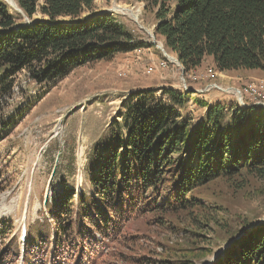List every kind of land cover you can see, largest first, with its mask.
<instances>
[{
    "label": "trees",
    "instance_id": "16d2710c",
    "mask_svg": "<svg viewBox=\"0 0 264 264\" xmlns=\"http://www.w3.org/2000/svg\"><path fill=\"white\" fill-rule=\"evenodd\" d=\"M14 1L21 12L0 0V139L16 124L3 102L13 93L18 74L43 84L83 64L141 46L155 48L111 11L78 24L55 23L92 10L93 0ZM134 1L152 14L153 33L185 71L199 68L207 56L218 71L264 70V0ZM37 13L45 21L20 25L23 15L32 20ZM193 94L162 86L127 95L120 120L114 117L89 151V192L75 196L71 187L51 196L48 212L56 243L73 235L95 238L97 232L111 238L123 222L143 215L159 220L185 215L195 228L206 225L208 205L198 191L217 179L237 180L241 188L251 177L261 182L254 192L264 193V106L249 101L244 107L235 97L212 103L194 97L203 112L193 123L191 116L179 113ZM4 170L0 153V192L7 187ZM11 228L8 219H0L2 237ZM181 251L179 257L160 261L144 257L143 263L194 264L193 250L173 254ZM211 264H264V222L243 230Z\"/></svg>",
    "mask_w": 264,
    "mask_h": 264
},
{
    "label": "rangeland",
    "instance_id": "374dc122",
    "mask_svg": "<svg viewBox=\"0 0 264 264\" xmlns=\"http://www.w3.org/2000/svg\"><path fill=\"white\" fill-rule=\"evenodd\" d=\"M93 1V9L82 11L76 19L109 10L118 14V20L139 40L151 43L148 31L153 33L154 20L142 3ZM6 2L13 4V0ZM115 5L130 9L136 20ZM40 16L37 13L33 18ZM162 56L157 47L141 46L108 60L77 66L69 74L43 84L18 74L13 93L3 102L7 113L15 114L16 124L0 139L7 184L0 192V219H8L12 226L11 234L0 235V264H145L144 257L155 261L179 257L182 251L175 255L176 249H192L194 264H211L243 230L264 222V193L254 192L260 181L247 177L237 188V180L217 179L198 191V197L208 205L203 213L208 222L198 224V228L185 215L161 220L143 215L123 222L111 238L100 237L97 232L95 238L77 239L73 235L68 242L53 240V221L48 212L53 192L71 187L75 196L89 192V151L106 133L111 120L117 116L120 120L118 112H123L122 102L130 92L162 86L181 89V82L188 79L186 88H192L195 95L179 113L181 117L191 116L193 123L203 112L194 97L211 103L231 100L236 98L233 87L246 89L245 97L253 99L243 98L245 105L250 101L264 106V102L256 104L264 100V94L248 89L251 85L264 87V70L262 75L244 81L238 74H248L247 69L227 70L236 76L229 77L214 68L210 56L190 71H182L181 65ZM77 201L74 199L75 204ZM24 228L29 239L27 248L20 240ZM155 261L146 264H165Z\"/></svg>",
    "mask_w": 264,
    "mask_h": 264
},
{
    "label": "water",
    "instance_id": "95a60500",
    "mask_svg": "<svg viewBox=\"0 0 264 264\" xmlns=\"http://www.w3.org/2000/svg\"><path fill=\"white\" fill-rule=\"evenodd\" d=\"M15 2V1H14ZM115 8L116 7H118V6H114ZM120 7V6H119ZM122 9H125V10H127L128 12H129V15H131V17L134 19V20H136V15L135 14H133L132 13V11L130 10V9H128V8H123V7H121ZM15 9H17L18 11H20L21 12V10L18 8V6H17V4L15 3ZM109 10H101V11H98L97 13H94V14H92V15H90V16H93V15H95V14H101V13H104V12H108ZM90 16H88V17H86V18H84V19H87V18H89ZM23 18H24V21H23V23H21L20 25H22V24H31V23H33V22H35V21H38V20H40V21H45L44 19H42V18H40V17H35V18H33L32 20H29L25 15H23ZM83 19H76V18H74V19H70V18H63V19H57L56 21H55V23H66V24H78V23H80L81 21H82ZM143 28V27H142ZM148 34H149V36L152 38L151 39V43L153 44V45H155V47H157L162 53H163V55L165 56V58H167L168 60H170V61H172V62H174L175 64H177V65H181V66H183L182 64H181V62L178 60V58L177 57H175L174 55H171V54H169L167 51H166V49L163 47V45H162V43L161 42H157L155 39H154V35H153V33H151V32H149L148 31ZM185 84V83H184ZM185 86V85H184ZM185 89H187L186 87H185ZM233 89L235 90V92H236V98H237V101L239 102V103H242L243 102V100H242V98H241V96H240V90L239 89H237V88H234L233 87ZM188 90V89H187ZM189 90L190 91H193V89L192 88H189ZM244 104V103H243ZM244 107H247V106H249V105H243ZM235 240V239H234Z\"/></svg>",
    "mask_w": 264,
    "mask_h": 264
},
{
    "label": "crops",
    "instance_id": "0c3cea01",
    "mask_svg": "<svg viewBox=\"0 0 264 264\" xmlns=\"http://www.w3.org/2000/svg\"><path fill=\"white\" fill-rule=\"evenodd\" d=\"M229 71H232V70H229ZM225 72H227V71H225ZM245 72H249V73L248 74H246V73L238 74V75L242 76L245 79L244 81H246V79L249 80L251 77H256V76L262 75L261 74V72H262L261 70H247ZM226 74L229 75V77L236 78V76L235 75L233 76L231 74V72L230 73L227 72Z\"/></svg>",
    "mask_w": 264,
    "mask_h": 264
},
{
    "label": "bare ground",
    "instance_id": "6f19581e",
    "mask_svg": "<svg viewBox=\"0 0 264 264\" xmlns=\"http://www.w3.org/2000/svg\"><path fill=\"white\" fill-rule=\"evenodd\" d=\"M7 1V0H6ZM14 8H15V2H14V0H13V4H11ZM116 9H120V11H126L125 9H122L121 7H116ZM128 15H129V12H128ZM181 70L183 71L184 70V68H183V66H181ZM183 82L185 83L183 86H184V88L186 87V81L185 80H183ZM250 88H254L252 85L250 86ZM250 91H252V92H254V89H250ZM259 94H261V93H259ZM262 96H264V95H262ZM262 102H264V100H260L259 102H256V104H263ZM244 102H242V103H239L241 106H243L244 104H243Z\"/></svg>",
    "mask_w": 264,
    "mask_h": 264
},
{
    "label": "built area",
    "instance_id": "2783aa9c",
    "mask_svg": "<svg viewBox=\"0 0 264 264\" xmlns=\"http://www.w3.org/2000/svg\"><path fill=\"white\" fill-rule=\"evenodd\" d=\"M179 79H180V75H179ZM181 84L184 85V82H181ZM248 89H254L256 91H260L261 94H264V87L263 88H248ZM245 90L246 89L240 90V96H241L242 100H243V98H246L247 100L253 101V99H249V97H245Z\"/></svg>",
    "mask_w": 264,
    "mask_h": 264
}]
</instances>
